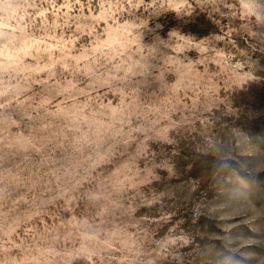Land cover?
I'll return each instance as SVG.
<instances>
[{
    "label": "clouds",
    "instance_id": "clouds-1",
    "mask_svg": "<svg viewBox=\"0 0 264 264\" xmlns=\"http://www.w3.org/2000/svg\"><path fill=\"white\" fill-rule=\"evenodd\" d=\"M0 264H264V0H0Z\"/></svg>",
    "mask_w": 264,
    "mask_h": 264
}]
</instances>
